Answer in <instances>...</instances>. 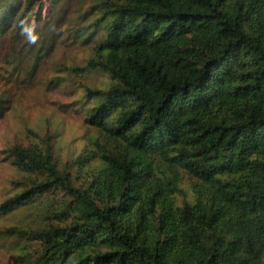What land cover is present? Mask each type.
Wrapping results in <instances>:
<instances>
[{
  "label": "trees",
  "instance_id": "16d2710c",
  "mask_svg": "<svg viewBox=\"0 0 264 264\" xmlns=\"http://www.w3.org/2000/svg\"><path fill=\"white\" fill-rule=\"evenodd\" d=\"M37 1L39 20L43 0H0V36L27 33ZM96 10L104 40L84 69L64 68L109 79L83 85L85 121L106 142L83 153L84 181L57 164L50 136L43 149L6 151L21 180L0 215L51 198L59 209L45 229L0 231L37 245L13 263L264 264V0H100ZM179 172L200 184L191 202L175 198Z\"/></svg>",
  "mask_w": 264,
  "mask_h": 264
},
{
  "label": "rangeland",
  "instance_id": "374dc122",
  "mask_svg": "<svg viewBox=\"0 0 264 264\" xmlns=\"http://www.w3.org/2000/svg\"><path fill=\"white\" fill-rule=\"evenodd\" d=\"M43 2L39 20L36 17L39 1L29 13L24 28L27 33L0 36V204L16 194L13 184L21 180L6 159L8 149L15 146L43 149L50 136L57 164L69 165L72 175L84 181L83 171L78 169L83 163L81 157L86 158L83 153L86 150L96 153L100 150L96 142H106L103 132L85 121L91 104L85 98L83 85L103 87L109 79L99 71L83 70L75 75L64 68L84 69L93 48L104 40L105 29L93 25L100 14L92 9L100 0ZM11 57L14 61L8 62ZM57 77L63 78L61 83H55ZM104 142L102 145L106 146ZM99 164L91 161L90 166L96 168ZM83 165L88 170L89 162ZM171 177L176 183L175 198L179 204L193 201L199 182L182 172ZM53 200L43 199L10 215H0V231L13 227L38 231L56 223L53 214H58L59 209ZM65 222V219L57 222V226ZM36 250L34 242L0 237V264H14L22 251Z\"/></svg>",
  "mask_w": 264,
  "mask_h": 264
}]
</instances>
